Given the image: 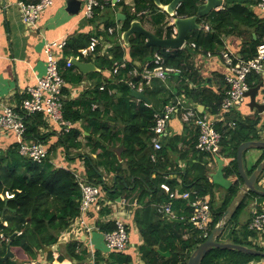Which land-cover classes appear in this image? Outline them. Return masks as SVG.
<instances>
[{
	"label": "trees",
	"instance_id": "1",
	"mask_svg": "<svg viewBox=\"0 0 264 264\" xmlns=\"http://www.w3.org/2000/svg\"><path fill=\"white\" fill-rule=\"evenodd\" d=\"M22 1L31 3L37 0ZM111 1L98 0L94 16H97L101 7L111 4ZM168 1L161 0L162 4ZM258 1L224 0L221 9L197 19L203 24V28L188 34L186 45L179 49L147 46L140 33L131 35L128 44H125L121 42L112 18L105 19L101 30L67 37V45L60 59V70L66 81L63 115L71 122V128L58 132V126L52 125L54 129L51 131L52 127L42 113L31 114L26 117L25 138L44 142L50 150L49 155L42 162H34L18 152L17 142H11L6 150L0 149V233L4 236L0 241V254L3 255L6 251L9 235L14 234L11 250L15 255L14 259H0V264H25L34 260L37 261L36 264H53L54 259L62 261L65 258L73 261V264H135L133 255L126 249H108L109 254L103 258L100 248L94 245L93 240L92 262L89 259L88 244L85 243L88 239L84 241L81 238L66 241L60 254L54 258L52 246L60 240L61 232L79 214L81 199V189L74 170L55 165L52 161L59 151H63L68 159L71 157L83 160L84 169L79 170L81 175L99 185L103 195L108 196L111 201L123 196L129 199L128 208L132 209V219L142 238L139 252L145 264H187L191 251L206 239L240 189L237 147L244 141L262 139L258 132L259 116L257 112L246 116H230L232 110L225 115L223 121L215 123V128L221 133L219 156L227 160L223 167L224 175L234 179V183L225 190L221 202L216 204L213 192L216 185L212 182L208 167V160L212 156L195 148L197 131L191 134V139L186 142L188 148L183 151L177 147V140L182 137L166 136V130L160 137L162 147L155 150L151 140L155 134L154 115L162 112L167 104L174 103L178 94H184L186 104L196 101L205 106L206 112L218 113L226 88L216 92L201 84L199 75L194 71L193 53H214L223 46L222 37L232 34L243 36L240 59L252 58L264 35V16H259L255 11ZM199 3V0L183 1L178 6L176 15H194ZM121 11L126 15L119 29L121 34L129 28L133 19L143 21L144 13L152 14L154 33L158 36L171 37L173 34L174 26L164 23L167 13L153 0H136L133 13L129 6L121 4ZM140 11L141 17L136 14ZM110 27L112 32H108ZM99 36L110 43L106 54H100ZM92 38L97 39L93 50L83 55L81 50L89 47ZM192 43L194 47L191 46ZM156 52L163 57L165 66L179 69L178 72L167 73L164 79H168V85L155 76L147 82L141 74L145 68L154 67L153 57ZM68 56L78 57L81 61L94 60L108 74L104 76L99 71L92 72L93 83L82 90L80 96L69 98L71 85H78L85 75L74 65L62 67ZM122 63L124 66H121ZM191 81L195 87L189 86ZM247 82L249 89L246 96L250 97L253 105L262 108L263 104L258 105L253 100L263 93V75L251 73ZM139 87L150 100L149 105L133 95L132 91ZM82 120H85L82 123L88 132L84 135V144L80 140L82 131L73 128V124ZM41 128L49 130L43 132ZM51 136L54 138L51 139ZM71 149H78L76 156H69ZM169 151L176 152L178 158L189 156L186 166L183 168L170 159ZM92 154H96L95 157ZM263 157L264 149L247 170L248 173L253 171ZM171 174H176L177 178H171ZM109 179L110 184L107 182ZM130 185L133 187L129 188ZM164 186H168L169 190L166 191ZM175 190L179 193L189 192L188 198H170L169 194ZM254 197L260 203L264 201V197L248 193L227 222L218 241H230L260 249L248 240L249 236L258 235L255 230L248 228L249 221L241 223L239 219L243 209ZM196 199H207L212 209L207 234L189 220L194 211L191 202ZM135 200L136 205L131 206ZM168 201L172 203L175 218H184L185 221H174L168 215L159 213L158 205ZM3 208L5 211L2 215ZM98 212L106 214L110 213V209L101 206ZM96 226L97 232L92 238L95 241L104 232L113 230L115 221L98 219ZM158 250L169 251L170 255L163 256ZM253 260H262L261 264H264L261 256L214 247L200 264H249Z\"/></svg>",
	"mask_w": 264,
	"mask_h": 264
},
{
	"label": "crops",
	"instance_id": "2",
	"mask_svg": "<svg viewBox=\"0 0 264 264\" xmlns=\"http://www.w3.org/2000/svg\"><path fill=\"white\" fill-rule=\"evenodd\" d=\"M17 1L18 0H0V101L4 103H12L15 105H18L20 103V100L28 94V88L31 86H35L37 83V79L44 75L46 66V56L44 53V47L47 41L57 40L60 38L68 37L69 35L73 34L92 33L95 30H101L104 26L105 19L112 18L115 21L114 28L116 31H118L121 42L124 43L121 38V32L119 31L123 21L117 20V14H124V12L121 11V4L129 6L130 12L133 13L134 3L136 0H112L111 4L106 5V3L105 7H101L97 11V16H94L92 20L86 19L82 16L85 0H80L81 6L77 14H70L65 10V0H55L52 5L45 8L39 14L36 26L34 27H28L22 21ZM160 8L163 9V7ZM255 11L259 16H261L262 13L258 8L255 7ZM136 14L140 17L142 16L141 11ZM152 19V14L144 13V18L141 23L146 29L154 32L155 25H153ZM164 20L165 24H172V19L169 15H166ZM249 33L250 32H248V35ZM99 37L101 43L100 54H106L107 50L110 47V43L102 39L101 36ZM222 41L223 46L216 52H209L210 55H208V53L203 52H194L192 56L193 66L198 67L200 71L198 75L200 77L201 84L212 88L216 92L224 90L227 86L225 82V75L227 74L228 70L225 58L222 56L221 52H229L230 54L234 55L235 60H240V51L243 48L242 35H224L222 37ZM90 62L94 64V68L90 71H87L86 73L82 72L85 77L78 85H71V87L69 88V98H76L80 96L82 90L88 88L93 83L94 79L91 75L92 72L99 71L104 76H107V71L101 69L94 60H91ZM136 64H139V62H136ZM77 70L80 71L78 68ZM261 74L263 75L264 82V70ZM189 86L195 87L194 82L191 81L189 83ZM177 96H181L182 100L184 101V94H178ZM262 98L263 93L262 95L257 96L253 100V102L256 101L258 105L263 104V107L259 109L258 107L252 104L249 96H245L243 102L238 107L233 109V112L230 114V116L236 114L246 116L252 115L257 112L259 116L258 132L261 137H264V103L262 102ZM183 104L194 106L199 111H207L204 105L196 101H192L190 104H186L184 101ZM82 122H85V120L76 122L75 124H73V128L81 130L84 136L87 135L88 132L84 129ZM50 127L52 126L50 125ZM53 129L54 128L52 127L50 130L52 131ZM41 130H43V132H46L49 129L41 128ZM193 133H195V130L192 126L182 121V116L180 112L172 115L167 125L166 136L174 137L179 135L180 137H182L181 139L177 140L178 149H182L183 151H185L188 148L186 142L191 139V134ZM7 138L13 139L8 140ZM53 138L54 136H51V139ZM7 140L8 143H6ZM11 142H15L14 135H12L11 133L5 134V132H0V145L8 146ZM261 154L262 149L257 148H250L244 152V163L247 170L252 167V165L256 162V160ZM92 155L95 157L96 154ZM168 155L170 159H172L174 162H177L183 168L186 166L187 161L190 158L189 156L184 157L183 159L178 158V154L176 152L171 151H169ZM55 160H58L60 162V164H58L59 166L67 167L77 172H79L80 169H84L83 160L78 161L76 159H71V157L70 159H68L65 156H58ZM224 161L225 165L227 160L224 159ZM208 167L210 173L215 172L217 168L215 156H212L208 160ZM263 172L259 176L258 182H260V184L264 186ZM170 177L177 178V175L171 174ZM230 178L233 180L232 177ZM178 180H180V178H178ZM132 187V185L129 186V188ZM213 192L215 203L219 204L225 193V189L216 185L213 187ZM102 196L103 197L97 204V208L94 207L90 210L92 212H89L88 214V221L91 223L93 222V220L96 221L98 219L103 221H115L116 219H122L126 223V227L129 233V241L125 249L127 251H130V254L133 255L135 264H145L144 261L141 259L139 252V245L142 243V238L137 226L135 225V222L132 219V209L131 207L128 208L130 205L128 203L129 199L123 196L116 198L114 201H111L108 196ZM206 197L207 199H210L209 195H206ZM254 202H259L258 198L254 197L251 199L247 206V215L245 216V218L240 219L241 223L249 221L251 209L254 205ZM261 203H264V201H261ZM135 205L136 200L132 203L131 206ZM101 206L102 208H109L110 213L100 214L98 211ZM96 230L97 226L91 231H86L80 226H77L75 229L67 228L65 230V233H69L72 231L73 234L70 233L69 236H67L64 233L63 235H61L60 241H58L52 246L54 258H56L60 254L61 250L63 249V245L66 241L78 240L79 238L84 241L88 239V242L85 243L88 244V249L90 250L89 259L92 262L94 253V246L92 244V240L94 241V245L100 248L102 252L101 256L103 258L107 257L110 251L106 248L103 236L101 235L100 239L96 241L95 239H92L94 238L93 236L97 232ZM259 262V264H261L262 260H260ZM36 263L37 261L34 260L25 264ZM53 264H73V261L68 258L63 259L62 261L54 259ZM100 264H102V262H100Z\"/></svg>",
	"mask_w": 264,
	"mask_h": 264
},
{
	"label": "built area",
	"instance_id": "3",
	"mask_svg": "<svg viewBox=\"0 0 264 264\" xmlns=\"http://www.w3.org/2000/svg\"><path fill=\"white\" fill-rule=\"evenodd\" d=\"M55 0H37L36 2L25 3L18 0L17 4L20 10L22 21L29 27L36 26L39 14L48 6L52 5ZM99 5L98 0H85L82 16L86 19L93 18L94 8ZM256 7L264 16V0H259ZM207 29L208 26H205ZM108 32H112V28H108ZM96 38H92L89 47L81 50L83 55H87L88 51L93 50ZM67 45V37L57 40H50L45 43L44 53L46 56L45 73L37 79L35 86L28 88V94L24 96L18 105L12 103H4L0 101V132L11 133L15 136V142L18 143V152L34 162H42L48 155L50 150L44 142L35 139H26L27 131L26 117L35 113H42L49 125L58 126L57 130L68 131L71 128V122L64 118V87L66 85L62 70H60V59L62 52ZM194 47V43L191 44ZM210 55L209 52H207ZM225 58L227 66V74L225 82L227 84L220 109L218 113L211 114L206 111H199L194 106H186L183 104L181 96L176 97V101L165 106L160 113H155V124L153 126L154 135L152 136V144L155 150L162 147L160 140L167 130V125L175 113L180 112L182 121L193 127L197 131V140L195 148L199 152L216 156L219 155L221 133L215 128V123L223 121L225 115L232 112L244 100L249 89L247 82L248 75L251 73H262L264 70V35L262 41L257 47L256 54L248 60H236L233 54L229 52H221ZM72 58L78 57L68 56L62 66L71 67L73 65ZM163 57L159 52L154 53L152 69L145 68L142 71L143 78L149 80L155 76L164 79L167 73L178 72L179 69L168 67L163 64ZM124 66V63L121 64ZM134 87V84L131 83ZM142 92V88L136 89ZM262 102L264 103V90ZM231 125L233 122L230 123ZM154 158V155H152ZM77 182L81 189V199L79 202V214L71 222L69 229H75L77 226L91 231L96 228L95 220L88 221V214L92 208H97L98 201L102 198L103 190L99 185L88 181L80 172L73 171ZM168 191V186H164ZM170 198H188L189 192L179 193L173 191ZM194 211L190 216V221L199 229L205 231L208 228V222L212 215V209L209 201L206 199H196L191 202ZM158 211L162 214L174 217L172 211V203L158 205ZM76 225V227H75ZM248 228L255 230L257 236H249L248 240H258L264 246V203L254 202L251 209V215L248 222ZM207 234V233H206ZM4 238L0 233V241ZM103 238L107 249L122 250L125 249L129 241V233L126 223L122 219L115 220V227L111 231L103 233ZM257 260L251 261L249 264H259Z\"/></svg>",
	"mask_w": 264,
	"mask_h": 264
},
{
	"label": "water",
	"instance_id": "4",
	"mask_svg": "<svg viewBox=\"0 0 264 264\" xmlns=\"http://www.w3.org/2000/svg\"><path fill=\"white\" fill-rule=\"evenodd\" d=\"M185 0H169L166 4H162L161 0H153V2L159 6L163 7L164 11L172 19V24L174 26V35L171 37L158 36L153 31L146 29L139 19H133L130 22L129 28L122 32L121 38L128 44L129 38L135 33H140L145 38V44L147 46H153L158 48L166 49H179L182 48L186 43V37L193 31L200 30L203 28V24L197 21L198 18L210 14L212 11L219 10L224 5V0H199L200 3L197 6L196 13L188 17H180L176 15V10L178 6ZM81 1L80 0H65V10L70 14H77L80 10ZM126 16L123 13L117 14L118 21H124ZM72 63L81 72L86 73L94 68L92 62L81 61L76 58H72ZM133 95L141 98L150 104V100L145 96L143 92L137 90L132 91ZM203 107V106H201ZM250 148L264 149V139L248 140L240 143L236 151V163L238 177L241 179L240 189L237 194L233 197L230 203L227 205L223 212L222 217L218 223L211 229L210 233L207 235L206 239L199 243L190 253L187 264H200L203 257L214 247L222 249H231L244 252L246 254L261 256L264 258V250L257 249L255 247H250L246 245L236 244L230 241H218V237L225 229L227 222L231 219L234 213L237 211L239 205L244 200L248 193H255L259 196L264 197V190L259 189L256 186V182L259 176L264 171V157L256 165L252 172L248 173L245 163H244V152ZM217 162V168L215 172H211L209 175L212 178V182L224 188L228 189L233 183L230 177H226L223 172L224 158L219 155L215 156ZM5 211L3 208L2 215ZM174 221H185L184 218L170 217ZM1 221V217H0ZM14 234L9 235L6 244V251L3 255L0 254L1 260L14 258V253L11 250V239ZM163 256H169V251L158 250Z\"/></svg>",
	"mask_w": 264,
	"mask_h": 264
},
{
	"label": "rangeland",
	"instance_id": "5",
	"mask_svg": "<svg viewBox=\"0 0 264 264\" xmlns=\"http://www.w3.org/2000/svg\"><path fill=\"white\" fill-rule=\"evenodd\" d=\"M125 43V42H124ZM230 54V53H229ZM194 71H196V73L198 74L200 71H199V68L198 67H196V66H194ZM164 84H166V85H168L167 84V80L166 79H160ZM205 87H207L206 85H205ZM170 131H171V128H170ZM58 132H61V130H58ZM260 135V134H259ZM260 138H262V139H264V137H261V136H259ZM8 140H11V139H13V138H7ZM8 140H7V142L6 143H8ZM80 140H81V142L84 144L85 142H86V139L84 138V136L83 135H81L80 136ZM7 146H5V145H0V149L1 150H6L7 148H6ZM86 150H88V149H86ZM58 152V151H57ZM78 152V149H71L70 150V154H69V156H76V153ZM58 156H65L66 157V155L64 154V152L63 151H59L58 153H57V155H55V157L53 158V162H54V164L55 165H58V164H60V162L58 161V160H55ZM93 156V155H92ZM263 174H264V172H263ZM107 182H110V180L108 181L107 180ZM256 186L259 188V189H261V190H264V186L262 185V184H260V182H256ZM247 211H248V209H247V206L243 209V211H242V213L240 214V218L239 219H241V218H245V216L247 215ZM241 221V220H240ZM5 224H6V222H4ZM95 223H96V221H95ZM71 224V223H70ZM75 227H76V225H75ZM65 233V230L63 231V232H61V235H63ZM70 233H72L73 234V232L71 231V232H66L65 234L67 235V236H69V234ZM257 233V232H256ZM255 237H256V235H255ZM264 237V236H263ZM60 241V240H59ZM250 242L253 244V245H255V246H257V247H259L260 249H263L264 247H263V245L258 241V240H256V239H254V240H250ZM263 262V261H262Z\"/></svg>",
	"mask_w": 264,
	"mask_h": 264
},
{
	"label": "clouds",
	"instance_id": "6",
	"mask_svg": "<svg viewBox=\"0 0 264 264\" xmlns=\"http://www.w3.org/2000/svg\"><path fill=\"white\" fill-rule=\"evenodd\" d=\"M163 10H164V9H163ZM172 25H173V24H172ZM173 35H174V32H173L172 36H173ZM185 45H186V43H185ZM185 45H184V46H185ZM184 46H183V47H184ZM168 216H169V217H172V216H170V215H168ZM174 217H175V216H174Z\"/></svg>",
	"mask_w": 264,
	"mask_h": 264
}]
</instances>
